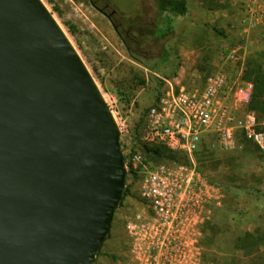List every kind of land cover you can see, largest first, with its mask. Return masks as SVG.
Here are the masks:
<instances>
[{"label": "water", "instance_id": "obj_1", "mask_svg": "<svg viewBox=\"0 0 264 264\" xmlns=\"http://www.w3.org/2000/svg\"><path fill=\"white\" fill-rule=\"evenodd\" d=\"M118 125L41 0H0V264H92L123 198Z\"/></svg>", "mask_w": 264, "mask_h": 264}, {"label": "rangeland", "instance_id": "obj_2", "mask_svg": "<svg viewBox=\"0 0 264 264\" xmlns=\"http://www.w3.org/2000/svg\"><path fill=\"white\" fill-rule=\"evenodd\" d=\"M41 1L84 62L114 119L125 126L120 137L123 151L141 149L147 161L156 163L139 136L148 106L168 83L174 87L194 86L215 69L225 49L238 51L240 79L253 87L247 103L236 105L232 91L227 99L219 97L220 105H225L235 121L253 113L257 128L264 129V93L259 84L262 79L250 67L246 70L248 55L264 46V29L244 32L242 17L236 20L235 13H222L219 7H223V0H186L185 14H169L170 31L164 17L155 11V0ZM247 3L246 11L253 15L252 2ZM243 9L241 5L239 10ZM112 10L116 15L110 17ZM116 23L121 24L127 38L119 35ZM226 71L233 82L238 73L231 66ZM245 132L241 127L233 130L230 148H221L215 133L209 132L194 154L206 182L222 191L223 204L200 225L199 249L188 264H213L222 260V255L229 259L236 252L235 242L240 234L264 232V151ZM140 178L138 174L134 186L131 176L128 178L126 186L130 184L131 188H126L93 264L129 263L132 255L125 222L139 202ZM237 251L235 255L242 253Z\"/></svg>", "mask_w": 264, "mask_h": 264}, {"label": "built area", "instance_id": "obj_3", "mask_svg": "<svg viewBox=\"0 0 264 264\" xmlns=\"http://www.w3.org/2000/svg\"><path fill=\"white\" fill-rule=\"evenodd\" d=\"M240 61L236 49H225L215 69L194 86L168 83L148 106L140 141L183 153L186 162L150 166L139 150H122L126 173L141 175L139 202L125 222L132 255L128 264H188L199 249L200 225L223 204L222 191L206 182L194 160L206 134L215 133L219 146L230 148L233 130L241 127L264 151V129L257 128L253 113L235 121L220 105L219 97L227 99L232 91L236 105L251 98L253 86L240 79ZM229 66L238 73L233 82L226 71ZM116 123L122 137L125 126Z\"/></svg>", "mask_w": 264, "mask_h": 264}, {"label": "trees", "instance_id": "obj_4", "mask_svg": "<svg viewBox=\"0 0 264 264\" xmlns=\"http://www.w3.org/2000/svg\"><path fill=\"white\" fill-rule=\"evenodd\" d=\"M187 10V1L186 0H155V11L158 15H161L164 17L167 23V28L171 29L169 24V14L170 13H176L178 15L185 14ZM121 37L124 39L127 38L126 35L120 34ZM255 55L256 57H254ZM253 55H248V61L246 62V70L252 69L255 72H258L262 81H259L260 86L263 87L262 93H264V48L259 51H255ZM149 68V67H148ZM151 69V68H149ZM152 70V69H151ZM246 72V71H245ZM210 73V72H208ZM206 73L203 78L208 74ZM137 76V75H135ZM141 83L144 82L143 78L138 79ZM256 82V87L259 86ZM144 124V118L141 122L140 128H139V136L141 133V129ZM141 142V141H140ZM145 148L146 152H148L154 159L157 160L156 163H152L150 161H147L143 155V152L141 149L139 150L147 164L150 166L165 163V162H171V161H179V162H186L187 159L186 155L179 152H173L166 148L165 146L161 145H155V144H147L142 143ZM134 151V150H133ZM197 151H195L196 153ZM194 153V154H195ZM183 157V159H181ZM197 166V165H196ZM198 169V168H197ZM199 170V169H198ZM200 171V170H199ZM131 178L134 180L136 179L137 174H134L131 172L126 173L125 177V187L123 190V195L127 191L130 190L131 185L126 186V182L128 178ZM134 182V181H133ZM121 203V201H120ZM119 203V205H120ZM116 210V209H115ZM115 212V211H114ZM114 215V214H113ZM113 218V217H112ZM111 226V225H110ZM108 236V235H107ZM106 236V238H107ZM237 250H242V253L239 255H235ZM100 251V250H99ZM99 251L96 253V256L99 254ZM234 256L230 257L229 259L226 257L227 255H222V260L218 262H214L213 264H264V232L262 234H259V232H244L240 234L236 238L235 247H234ZM93 264V263H92ZM206 264V263H204Z\"/></svg>", "mask_w": 264, "mask_h": 264}, {"label": "crops", "instance_id": "obj_5", "mask_svg": "<svg viewBox=\"0 0 264 264\" xmlns=\"http://www.w3.org/2000/svg\"><path fill=\"white\" fill-rule=\"evenodd\" d=\"M224 5L222 8V13L226 16L227 13L229 15H232V13H235L233 16L234 19L238 20L240 17L242 19L240 20L241 24L243 25V31L248 33L250 31H254L256 29H264V0H250L252 2V5H250L252 8L251 11L254 10L253 15L246 11V4L247 0H223ZM243 6V12L239 10L240 6ZM215 12L218 13V9L214 8ZM213 12V11H212ZM227 12V13H226ZM238 23V22H237ZM239 24V23H238ZM263 39V35H262ZM264 48L260 47L258 50H262Z\"/></svg>", "mask_w": 264, "mask_h": 264}, {"label": "flooded vegetation", "instance_id": "obj_6", "mask_svg": "<svg viewBox=\"0 0 264 264\" xmlns=\"http://www.w3.org/2000/svg\"><path fill=\"white\" fill-rule=\"evenodd\" d=\"M105 8L107 9V6H106ZM115 15H116V11H115V10H112V11L109 13V16H110V17H111V16H115ZM115 28H116L117 32L119 33V35H120V34L123 35V33H122V31H121V24L116 23V24H115ZM124 35H125V34H124Z\"/></svg>", "mask_w": 264, "mask_h": 264}, {"label": "bare ground", "instance_id": "obj_7", "mask_svg": "<svg viewBox=\"0 0 264 264\" xmlns=\"http://www.w3.org/2000/svg\"><path fill=\"white\" fill-rule=\"evenodd\" d=\"M61 27V26H60Z\"/></svg>", "mask_w": 264, "mask_h": 264}]
</instances>
